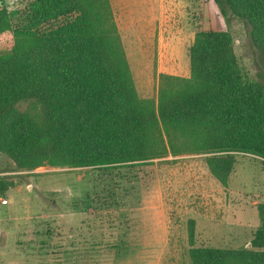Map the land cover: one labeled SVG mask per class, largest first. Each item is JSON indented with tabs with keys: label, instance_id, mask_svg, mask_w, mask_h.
<instances>
[{
	"label": "trees",
	"instance_id": "trees-1",
	"mask_svg": "<svg viewBox=\"0 0 264 264\" xmlns=\"http://www.w3.org/2000/svg\"><path fill=\"white\" fill-rule=\"evenodd\" d=\"M212 2L226 24L243 25L264 62V0ZM6 32L13 44L0 53V153L16 171H115L203 154L226 187L237 154L264 160V76L247 79L228 32H195L189 76L159 75L155 101L136 92L108 0H0ZM14 186L0 176V197ZM258 217L249 247L236 249L195 246L188 219L189 264H264V205Z\"/></svg>",
	"mask_w": 264,
	"mask_h": 264
},
{
	"label": "rangeland",
	"instance_id": "rangeland-1",
	"mask_svg": "<svg viewBox=\"0 0 264 264\" xmlns=\"http://www.w3.org/2000/svg\"><path fill=\"white\" fill-rule=\"evenodd\" d=\"M108 1L140 98L156 100L158 65L189 76L188 48L201 30L230 33L247 79L264 76L243 25L235 18L226 24L212 0ZM12 44L11 33L0 34V53ZM205 156L169 155L115 171L24 172L0 153V176L15 183L0 197V264H189L188 219L195 221V246L248 248L261 223L264 160L237 154L223 187Z\"/></svg>",
	"mask_w": 264,
	"mask_h": 264
},
{
	"label": "crops",
	"instance_id": "crops-1",
	"mask_svg": "<svg viewBox=\"0 0 264 264\" xmlns=\"http://www.w3.org/2000/svg\"><path fill=\"white\" fill-rule=\"evenodd\" d=\"M193 37H192V41H193ZM160 56H162V55L159 54L158 57L160 58ZM187 65H188V62H187ZM157 70H158L157 73L160 74V75L161 74H165V75H173V76H182V75L178 74L175 70H174L175 72H167V71H165V69H163L162 66L159 67V65L157 67Z\"/></svg>",
	"mask_w": 264,
	"mask_h": 264
},
{
	"label": "built area",
	"instance_id": "built-area-1",
	"mask_svg": "<svg viewBox=\"0 0 264 264\" xmlns=\"http://www.w3.org/2000/svg\"><path fill=\"white\" fill-rule=\"evenodd\" d=\"M6 203H7L6 200H2V201H1V204H6Z\"/></svg>",
	"mask_w": 264,
	"mask_h": 264
}]
</instances>
